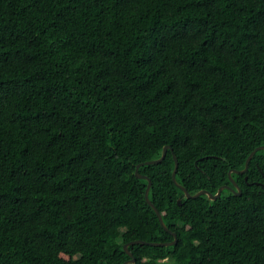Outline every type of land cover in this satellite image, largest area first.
<instances>
[{
  "label": "trees",
  "instance_id": "obj_1",
  "mask_svg": "<svg viewBox=\"0 0 264 264\" xmlns=\"http://www.w3.org/2000/svg\"><path fill=\"white\" fill-rule=\"evenodd\" d=\"M264 264V0H0V264ZM181 200V204H179Z\"/></svg>",
  "mask_w": 264,
  "mask_h": 264
},
{
  "label": "water",
  "instance_id": "obj_2",
  "mask_svg": "<svg viewBox=\"0 0 264 264\" xmlns=\"http://www.w3.org/2000/svg\"><path fill=\"white\" fill-rule=\"evenodd\" d=\"M171 147L169 145L165 146L164 147V150H163V154L161 156V158L157 159V160H152V161H148V162H145V163H141L138 165L137 167V170H136V175L138 178H141V179H146L149 181V184H148V187H147V190H146V199H147V202L154 208V210L156 211L159 219H160V222L162 224V226L167 230L169 231L170 233H172L175 237L174 241L172 242H166V243H159V242H147V241H144V240H136V241H133L131 243H128L125 245V250L126 252L129 254V256L131 257L130 260L124 262L123 264H135L136 263V257L134 256V254L130 251L129 247L130 245H135V244H147V245H152V246H173V245H176L178 243V235L177 233H174L172 232L168 226L166 225L165 221H164V218H163V215L162 213L160 212V210L158 209V207L152 202V200L150 199V191H151V188H152V180L151 178H149L148 176H145V175H142L140 172H139V169L142 165H151V164H158L160 162H162L166 156H167V153H168V150L170 149ZM260 150H264V146H260L258 148H256L251 154L250 156L248 157L247 161H246V166L243 170H231L230 171V178H231V181H232V186L230 185H224L222 186L218 192L216 194H213L212 192L208 191V190H201L199 192H197L196 194H191L188 189L186 187H184L183 185H181L180 183L177 182V172H178V168H179V162H178V158L177 156L175 155V161H176V167H175V170L173 172V179L174 181L176 182V184L185 192V196L190 199V198H199L203 195H207L210 200H217L219 199L224 190H230L232 192H234L235 194H238V195H242V189L240 188V186L237 184V182L233 179L232 177V173H238V174H244L246 173L249 168H250V163L253 159V157L257 154V152H259ZM179 204H181V200H179Z\"/></svg>",
  "mask_w": 264,
  "mask_h": 264
}]
</instances>
